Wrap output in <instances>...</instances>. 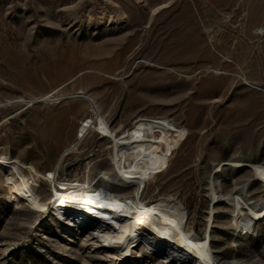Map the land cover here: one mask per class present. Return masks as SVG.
Segmentation results:
<instances>
[{"label":"rangeland","instance_id":"rangeland-1","mask_svg":"<svg viewBox=\"0 0 264 264\" xmlns=\"http://www.w3.org/2000/svg\"><path fill=\"white\" fill-rule=\"evenodd\" d=\"M80 90L115 134L139 116L186 128L140 199H177L186 227L203 237L213 166L264 162V0H0V153L41 174L56 169L57 187L105 170L116 177L109 139L90 130L72 148L79 123L95 117L88 101L63 98ZM46 94L62 99L27 102ZM248 171L219 174L226 196L209 229L216 264H264V220L252 217L264 211V184ZM34 180L46 203L39 213L16 209L0 188V264H174L135 245L125 254L83 242L96 239L60 219L52 187ZM235 219L250 230L233 229Z\"/></svg>","mask_w":264,"mask_h":264},{"label":"bare ground","instance_id":"bare-ground-1","mask_svg":"<svg viewBox=\"0 0 264 264\" xmlns=\"http://www.w3.org/2000/svg\"><path fill=\"white\" fill-rule=\"evenodd\" d=\"M46 95L27 102H57L62 99ZM63 98H82L89 102L95 113L94 118L92 115L79 123L72 148L76 145L75 142L82 140L90 130L109 139L112 153L111 171L116 177H111L105 170L92 181L87 178H72L64 180L63 184L57 187L56 169L41 174L32 164H23L9 155L0 153V164L8 169V173L0 177V188H4L7 200L12 202L16 209L24 205L34 213L44 210L46 203L34 189V178L41 177L52 187L55 214L67 224L87 231V237L93 235L96 239L92 241L83 238V242L90 240L92 246L99 244L102 247H114L125 254L135 245L161 261H171L174 264H216V258L208 246V238L213 222V210L226 196L223 191L224 178L219 174L226 166L243 167L264 184V162L254 163L242 159L213 166L206 184L210 201L206 215L207 228L203 237H197L190 227H186L187 211L177 199L169 196H159L149 202L140 199L155 162L168 158L178 148L186 137V128L165 117L139 116L130 128L115 134L98 114L93 100L83 91ZM72 148L68 147L64 152ZM97 182L100 183L99 187H96ZM239 185L240 182L233 179L230 195L236 207L239 199L243 200ZM141 187L143 190L140 193ZM127 190L131 195L124 194ZM100 193L102 197L99 196ZM252 217L264 220V211L260 216ZM232 227L242 233L250 230L248 225L241 223V219H235ZM10 245L11 243L1 250L2 254L8 251Z\"/></svg>","mask_w":264,"mask_h":264}]
</instances>
